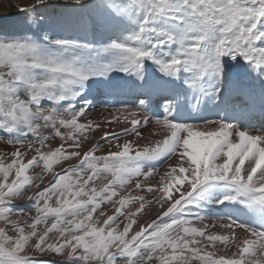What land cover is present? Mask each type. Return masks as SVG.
<instances>
[{"label":"snow or ice","instance_id":"obj_1","mask_svg":"<svg viewBox=\"0 0 264 264\" xmlns=\"http://www.w3.org/2000/svg\"><path fill=\"white\" fill-rule=\"evenodd\" d=\"M14 7L0 264H264V0Z\"/></svg>","mask_w":264,"mask_h":264},{"label":"bare ground","instance_id":"obj_2","mask_svg":"<svg viewBox=\"0 0 264 264\" xmlns=\"http://www.w3.org/2000/svg\"><path fill=\"white\" fill-rule=\"evenodd\" d=\"M26 0H0V28H24V16L20 13L14 5L17 3H24ZM56 11H62L57 9ZM127 98V97H122ZM237 104L243 103V98H239L235 101ZM87 147V146H86ZM103 151V149L101 150ZM100 154V153H98ZM152 218V217H149Z\"/></svg>","mask_w":264,"mask_h":264},{"label":"rangeland","instance_id":"obj_3","mask_svg":"<svg viewBox=\"0 0 264 264\" xmlns=\"http://www.w3.org/2000/svg\"><path fill=\"white\" fill-rule=\"evenodd\" d=\"M102 107H103V105L99 106L96 111L99 112ZM55 143H58V141H56ZM86 146H88V145H85V147ZM104 148H107V145H104Z\"/></svg>","mask_w":264,"mask_h":264}]
</instances>
